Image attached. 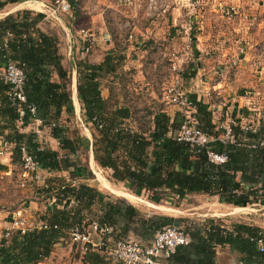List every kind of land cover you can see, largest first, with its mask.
Instances as JSON below:
<instances>
[{"label": "trees", "instance_id": "obj_1", "mask_svg": "<svg viewBox=\"0 0 264 264\" xmlns=\"http://www.w3.org/2000/svg\"><path fill=\"white\" fill-rule=\"evenodd\" d=\"M26 1L54 6L57 0H0V10L7 4ZM69 2L77 15L79 2ZM44 19V14L26 10L0 20V68L15 62L23 69L26 98L20 105L25 112L20 118L17 106L9 99L10 86L0 80L1 147L10 148L12 164L18 168L22 167L25 150L40 171L55 174L40 191L47 206L40 220L47 227L25 234L14 232L2 240L0 264H39L51 256L57 244L69 239L73 228L86 231L93 222L113 228L115 240L136 238L145 245L167 226H184L190 243L179 247L164 261L166 264H215L219 246H230L243 254L245 264H264V250L259 246L264 242V232L259 228L237 225L228 230L221 224L190 225L187 220L148 217L135 205L112 200L82 184L81 180L92 175L77 160L80 152L91 151L101 168L139 197L165 195L180 204L189 195H208L238 206L264 205V121H258L255 131L246 130L241 120L233 117L230 128L234 140H225L224 122L215 124L210 106L192 93L193 117L210 142L199 147L179 141L176 133L185 121L183 113L172 120L163 109H143L141 113L104 96V80L117 77L118 72L120 77L124 60L110 51L99 64L85 59L75 63L77 97L93 136L83 137L65 125L76 113L69 90L71 75L63 65L58 38L40 28ZM191 68L193 78L196 65ZM30 106L35 107V114ZM37 120L59 142V150L43 145L35 132L23 131ZM210 153L224 155L227 160L218 165L211 161ZM0 170L6 167L0 165ZM83 249L88 264H107L106 255L100 251L90 246Z\"/></svg>", "mask_w": 264, "mask_h": 264}, {"label": "rangeland", "instance_id": "obj_2", "mask_svg": "<svg viewBox=\"0 0 264 264\" xmlns=\"http://www.w3.org/2000/svg\"><path fill=\"white\" fill-rule=\"evenodd\" d=\"M153 1L81 0L77 15L74 12L71 15L55 14L57 19L52 21L54 33L69 43L65 40L68 33L75 37L77 47L84 48V44H89L91 49L98 53L100 51L102 57L112 50L119 56V47L132 48L129 59L133 58V63L121 71L120 77L118 72L117 77H108L103 82V94L111 98L113 103L131 106L141 113L145 111L143 109H163L172 114L180 109L165 100L170 89L181 88L190 96L197 89L207 87L213 96L212 103L216 111H232L234 104L238 103L239 93L246 91L247 103L244 106L250 108L253 115L248 119L241 115L239 119L244 126L257 125L256 120L264 118V64H261L264 63V0ZM15 7L17 5L8 6L9 9ZM176 8L177 11H174ZM5 11L8 10H2ZM98 13L102 14L100 21L105 32L95 28L97 24L93 22V15ZM195 46L202 52L200 56L193 52ZM76 52L71 57L66 52L64 58L68 70H72L76 58L81 57L78 49ZM194 64L196 76L192 78L191 73L194 71L191 67ZM75 108V116L65 125L77 130L83 137L92 139V131L85 125L81 105ZM231 117L223 120L225 127L231 125ZM37 127L40 142L59 150V142L51 141L48 128L42 130ZM8 151L10 148H3L0 144V165H7L5 167L8 169L6 172L0 170V221H11V213L26 205L30 206L31 201L44 204V197L39 190L44 186L43 181L48 179V174L41 171L34 178L25 179L22 167H15L6 159L3 164L2 157ZM77 160L89 168L92 175L90 180L95 189L112 200L122 199L130 203L111 192L133 194L130 188L115 181L109 170L95 163L91 151L80 152ZM23 183L25 187H22ZM133 195L141 199L140 204H137L148 217L182 218L194 213L188 220L203 223L197 220V215H208L205 218L210 219L218 208L215 206L217 200L204 196L187 198L182 202V207L165 195ZM166 204L180 209L165 212ZM29 219L34 221L31 217ZM83 257L82 245L63 244L57 247L54 256L46 264H84Z\"/></svg>", "mask_w": 264, "mask_h": 264}, {"label": "built area", "instance_id": "obj_3", "mask_svg": "<svg viewBox=\"0 0 264 264\" xmlns=\"http://www.w3.org/2000/svg\"><path fill=\"white\" fill-rule=\"evenodd\" d=\"M55 5V13L61 12L63 14H71L72 12V7L68 0H57ZM8 37H10V35H8ZM107 40H109V37H107ZM0 80L10 86V102L13 106H17L19 116L22 118L25 112L20 105L26 102L23 93L25 84L23 69L17 63L9 62L6 68H0ZM165 100L178 107L185 116V121L176 133V138L179 141L187 142L193 146L205 147L209 144V137L197 127L196 120L193 117V104L190 100V96L181 88L174 87L165 95ZM29 108L31 113H36L35 107L30 106ZM36 122L42 126L40 121L37 120ZM233 123L234 121L231 122V124ZM54 126V124L51 125V127ZM242 126L246 128V130H256L255 125L244 126L242 124ZM225 129L227 130L225 140L233 141L234 138L231 134L230 126L225 127ZM36 134H39V131H36ZM209 156L211 161L218 165L224 164L227 160L224 155L210 153ZM22 169L25 179L32 178L35 173L40 171L39 165L25 152V150H23ZM25 186L26 184L23 183L22 187ZM10 216H12L10 227L6 229L5 233L2 235L1 241L8 239L14 232L25 234L31 230L47 227L41 221H31L25 216L22 210H17L11 213ZM113 232V228L100 226L97 222H93L86 231H82L78 227L73 228L70 231L69 240L73 245H82L83 248L90 246L92 250L100 251L102 254L106 255L107 264H161L160 261L170 258L179 247L187 246L190 243L189 236L181 227L175 225L164 228L148 245L135 239L115 240L112 236ZM259 246L261 251H263L264 242L260 241Z\"/></svg>", "mask_w": 264, "mask_h": 264}, {"label": "crops", "instance_id": "obj_4", "mask_svg": "<svg viewBox=\"0 0 264 264\" xmlns=\"http://www.w3.org/2000/svg\"><path fill=\"white\" fill-rule=\"evenodd\" d=\"M74 1H77L79 3L81 2V0H74ZM27 4H30V5H27ZM9 5H11V4H7L3 8V9L8 10V11L2 12L3 9L0 10V20L4 19L5 17H7L9 15H14V14H17L18 12L26 11V10L27 11H31L32 10V12H34L33 10H38V12L40 11L42 14H44L45 15V19L40 24V28L44 32H46L48 34H51V35H54V36H56L58 38L59 43H60L59 44L60 51H61V54L63 55V57H66V52H67V56H70V57L73 54L74 55L77 54V52L75 53V51H76V49H78V51H79L78 54L81 57L80 58H76L77 61L85 59V60H88L92 64H99V63H101L103 61L104 57L108 53L107 52L105 54V56L102 57L100 55L101 54L100 51H99V53H100L99 54L97 52V50L91 49L89 47V44H84L85 45L84 48L77 47V43L75 45V41H74L75 37L74 36H72V35L70 36V34L67 33V37H66L65 40H68L69 43H65L64 39L60 38V35H57L56 33H54V29H53L54 25L52 24V21L57 19L55 17V14L57 12L54 13V11L56 9V5L50 6L49 4H47L44 1H26V2H23V3H15L13 5H17V7L13 8V9L12 8L9 9L8 8ZM186 5H188V4H186ZM19 6H22V7H20V9H17V8H19ZM94 7L98 8L97 6H94ZM174 11H177V8L174 9ZM178 11H179V9H178ZM67 14L69 15L70 13H67ZM93 18H94L93 22L95 24H97V25H95V28H98L101 32H105L104 31L105 29L102 28L103 26L101 25V21H100L101 18H102V14H100V13H98L97 15L95 14V15H93ZM163 18H164V16H163ZM131 49L132 48L130 46L126 47V48H122V49L119 47V54L124 57V60L122 62V66H121L122 67V72H123V70H126L127 65L133 63V58L129 59V57L131 56L129 51ZM192 50H193V52L195 53L196 56H200V54L202 53L197 48V46H195V48L193 47ZM112 51L115 52V50H112ZM74 59L75 58H73V60ZM76 62L73 63L72 70H69V74L71 75V80H70L71 86L69 84V87H70L69 90H70L72 98L74 100L75 107H77V105L80 106V103H79V100H78V97H77V71L75 69V63ZM66 63H67V61L64 58L63 65L68 70V68L66 66ZM261 64H264V63H261ZM262 77H263L262 79L264 80V69H263ZM214 88H217V85H214ZM194 94L197 95L198 101H200V102H202L204 104H208L210 106V109H211L212 114H213V122L215 124H217V125H219V123L223 122V120H225L226 117H227V119H229V117L232 116L231 117L232 119H233V117L236 118V119H239V117H241V115H243L244 119H246V118L248 119L249 117H251V115H253L250 112L251 109L244 106V104L247 103V98H246L247 97L246 96L247 92L246 91H241L239 93V96L237 97L238 103L234 104L232 111H226V110L221 111L220 109L216 111L215 105H214V103H212L213 96H211L210 91H208L207 87H205L204 89H197V91H195ZM180 113L181 112L178 109H176L172 114L171 113H168V114L170 115L172 120H175L180 115ZM239 120H241V119H239ZM261 120L264 121V118L260 119V120L257 119L256 121H261ZM37 126H39L42 130L44 129V127L40 126L38 122H35V123L31 124L30 126H28L23 131L25 133H30V132H35L36 133V131L38 130ZM49 137H50L51 141L55 140L50 135H49ZM38 138H39V136H38ZM39 141H40V139H39ZM0 144H1V142H0ZM3 148H7V147H3ZM54 150H57V149H54ZM1 155H3V154L1 153ZM11 157H12L11 156V151H8L5 155H3L1 162L3 164H5V162L3 160L6 159V161H8V162L10 161L12 163ZM3 166L5 167L7 165H3ZM15 167H17V166H15ZM7 170L8 169L6 167V170H4V171L6 172ZM41 172H44L45 174H48V179L55 176V174H50V173H48L46 171H41ZM62 176L68 177L69 175H68V173H63ZM45 182L43 181L42 184L45 185ZM81 183L85 184V185H89V186L95 188V186L92 184V181L90 179L81 180ZM39 191H41V189ZM111 192L116 194V195H118V196H121V197L125 198L127 201H129L130 203H132L133 205H135V206H137L139 208L138 204H140L139 202H141V199H139L138 197L134 196L133 195L134 194L133 191L131 192L133 194H130L128 192H125V193H122V192L120 193V192H117V191H111ZM202 196H204L205 198L217 200V204H215V206H217L218 208H217V210H214L213 214H211L210 219H206L205 218L208 215L199 214V215H197L199 217V218H197V220L198 221L201 220V221H203V223H195L193 221L190 222L188 220V218L191 219L192 218L191 216L195 215L194 213H189L188 214L189 216H187V217H182V218L171 217V218L176 219V220H187V221L190 222L189 223L190 225H197L198 224V225H202V226H207V225H210V224H216V225L217 224H221V225L225 226L228 230H233L234 227L237 226V225H246V226H250V227H257V228H259L260 230H262L264 232V205H260L259 203H248V204H246L244 206L243 205H239L238 206V205H235V204H228L226 202H221V200L217 196H208V195H189L182 202H184L185 200H187V198H190V197L199 198V197H202ZM182 202L180 203V205L183 207V205H182L183 203ZM166 205L167 206H165V207L162 206V207H164V211L165 212L173 211L174 209H180V208H177L176 206H174L172 204H166ZM46 209H47V206H46L45 203L42 204V203H38V202H35V201L34 202L31 201L30 202V206L26 205L25 207H22L19 210H22L24 212L25 216L27 214L28 215V217L26 216L27 218L31 217L35 222H40L41 221L40 220V216L46 211ZM10 224H11L10 219H8V220H3L2 219V221H0V230L2 229L0 231V241H1L2 235L5 233L6 229H8L10 227ZM3 228H5V229H3ZM63 244L71 245L69 239L61 241V243L57 244L53 248L52 254H51V256L49 258L53 257L55 251L57 250V247H59V246H61ZM49 258L45 259L44 261H42L39 264H46L47 261L49 260ZM243 258H244L243 254H241L240 252H238L236 250H233L230 246H223V247L219 246L217 248V252H216L215 264H245ZM83 262H84V264H88L86 261H84V259H83ZM161 264H163V263L161 262ZM164 264H166V263H164ZM250 264H256V263L252 262Z\"/></svg>", "mask_w": 264, "mask_h": 264}, {"label": "water", "instance_id": "obj_5", "mask_svg": "<svg viewBox=\"0 0 264 264\" xmlns=\"http://www.w3.org/2000/svg\"><path fill=\"white\" fill-rule=\"evenodd\" d=\"M55 13V12H54ZM92 153V152H91ZM92 155H93V153H92ZM94 157V156H93Z\"/></svg>", "mask_w": 264, "mask_h": 264}]
</instances>
